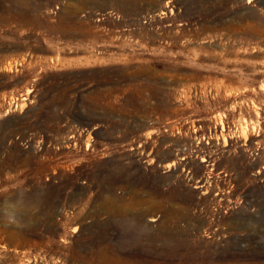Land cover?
<instances>
[{
	"label": "rangeland",
	"instance_id": "374dc122",
	"mask_svg": "<svg viewBox=\"0 0 264 264\" xmlns=\"http://www.w3.org/2000/svg\"><path fill=\"white\" fill-rule=\"evenodd\" d=\"M0 264H264V0H0Z\"/></svg>",
	"mask_w": 264,
	"mask_h": 264
},
{
	"label": "bare ground",
	"instance_id": "6f19581e",
	"mask_svg": "<svg viewBox=\"0 0 264 264\" xmlns=\"http://www.w3.org/2000/svg\"><path fill=\"white\" fill-rule=\"evenodd\" d=\"M170 165V164H169ZM168 166V165H167ZM199 185H201V184H199ZM16 207L18 208V206L16 205ZM9 209V208H8ZM7 214V213H6ZM11 214V213H10ZM3 217V216H2ZM153 220V219H152Z\"/></svg>",
	"mask_w": 264,
	"mask_h": 264
}]
</instances>
